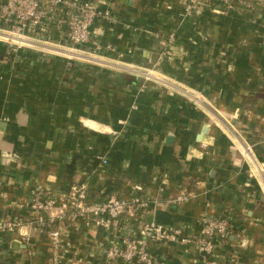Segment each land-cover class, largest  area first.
<instances>
[{"label": "crops", "instance_id": "1", "mask_svg": "<svg viewBox=\"0 0 264 264\" xmlns=\"http://www.w3.org/2000/svg\"><path fill=\"white\" fill-rule=\"evenodd\" d=\"M187 1L111 0L116 23L99 19L93 30L114 71L32 50L16 62L0 40V221L23 224L38 186L65 194L85 185L92 202L145 200L136 227L173 225L196 236L202 215L224 218L232 233L217 244L216 264H264V21L214 0L184 16ZM175 30L183 62L169 71L181 74L183 92L204 109L133 72L156 59L159 34ZM205 124L208 141L197 142ZM73 156L76 171L68 175ZM176 196L186 200L170 203ZM121 233L66 226L62 264H106L96 246ZM151 249L165 264H205L194 245ZM0 264H54L48 237L0 232Z\"/></svg>", "mask_w": 264, "mask_h": 264}, {"label": "built area", "instance_id": "2", "mask_svg": "<svg viewBox=\"0 0 264 264\" xmlns=\"http://www.w3.org/2000/svg\"><path fill=\"white\" fill-rule=\"evenodd\" d=\"M105 1L108 5L102 10L89 0H0V35L7 38L2 41L8 55L14 56L17 62L20 51L32 50L74 62L92 63V58L105 62L106 57L100 55L102 46L93 30L99 19L116 23L109 8L111 0ZM214 1L228 12L245 9L257 13L256 19L264 21V16H259L257 12L264 10V0ZM207 2L188 0L184 16L197 13ZM55 34L60 37L58 42L55 41ZM104 50L111 52L113 48L107 45ZM75 55H81L88 61L78 60ZM140 71L133 70L136 74ZM145 71L146 80L154 78L147 74L148 70ZM249 154L250 149L246 147L242 156L247 158ZM106 162L102 158V164ZM185 200V196H176L170 203L181 204ZM147 205L138 196L129 199L110 196L103 202H92L85 185L73 184L65 194L57 193L50 187L38 186L26 205L28 217L24 223L0 221V232H16L20 239L26 240L35 234L47 236L54 264H62L69 252L70 242L62 239L68 225L94 226L105 233L122 231L116 243H107L104 239L96 246L98 252L95 254L106 264H165L160 255L152 252L154 245H194L205 264H216L213 254L217 244L227 241L232 233L226 219L202 215L200 232L196 236L186 235L183 229L173 225L144 223L136 227V211ZM23 228L27 230L23 232Z\"/></svg>", "mask_w": 264, "mask_h": 264}, {"label": "rangeland", "instance_id": "3", "mask_svg": "<svg viewBox=\"0 0 264 264\" xmlns=\"http://www.w3.org/2000/svg\"><path fill=\"white\" fill-rule=\"evenodd\" d=\"M170 34L173 36H171ZM160 35L161 34H159V38H157L159 48L157 49L156 59L154 61H151L146 66L140 65V68H142V70L140 71V74H137L135 76H137V78H140L143 83H146V84L151 83L159 87L162 90L172 91V94L174 96L178 97L179 99H183L190 104H193V106H195L197 109L199 108L204 109L203 108L204 106L199 105V102L197 99L198 97L195 96L196 94L183 92L185 87H183L184 80L181 74L173 73V70H174L173 68H172L173 70L171 69V71H169L171 64H173V66H176V62H183V59L181 58L176 60V58H179V57H177L176 55L177 50H174V45L177 43V40H176L177 30L173 32L169 31V33L168 34L165 33L163 37H160ZM159 41L162 42V44H160ZM75 63L79 65L89 66V67L93 66V68H101V69L103 68V69H107L110 71H114L113 64H111L108 60L100 64H92V63L80 62V61H76ZM114 68H117V67H114ZM145 70L155 72L156 74L160 76L159 77L160 80H157L151 77H148L149 80H146L145 75H144L146 73ZM179 72L181 73V71Z\"/></svg>", "mask_w": 264, "mask_h": 264}, {"label": "water", "instance_id": "4", "mask_svg": "<svg viewBox=\"0 0 264 264\" xmlns=\"http://www.w3.org/2000/svg\"><path fill=\"white\" fill-rule=\"evenodd\" d=\"M118 79L120 80V78H118ZM209 129H210V126L208 124H205L202 127V130L199 133V136H198L199 139L196 137V141L197 142H200V143H206L208 141L207 140V134L209 132ZM166 140L169 143V141L171 140V138L168 137ZM78 158H79V156H73L72 162L66 166V173L68 175H72V174L75 173V171H76V168H75L76 167L75 166V160L78 159Z\"/></svg>", "mask_w": 264, "mask_h": 264}, {"label": "bare ground", "instance_id": "5", "mask_svg": "<svg viewBox=\"0 0 264 264\" xmlns=\"http://www.w3.org/2000/svg\"><path fill=\"white\" fill-rule=\"evenodd\" d=\"M4 39H7V38H4L3 36L0 35V40H4ZM74 57L77 58L78 60H81V59L87 60L86 58L82 57L81 55H75ZM90 61H92L93 64H100V63H103L104 62L103 60H98V59H95V58H92ZM147 74H149L150 76H152V77L160 80V78H159L160 76L158 74H156L155 72H153V71H149Z\"/></svg>", "mask_w": 264, "mask_h": 264}, {"label": "trees", "instance_id": "6", "mask_svg": "<svg viewBox=\"0 0 264 264\" xmlns=\"http://www.w3.org/2000/svg\"><path fill=\"white\" fill-rule=\"evenodd\" d=\"M230 236H231V235H230ZM228 239H229V238H228ZM228 239H227V240H228Z\"/></svg>", "mask_w": 264, "mask_h": 264}]
</instances>
